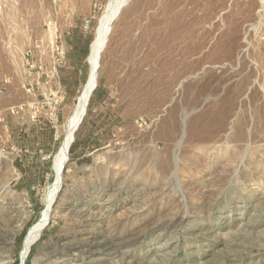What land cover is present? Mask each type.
Returning a JSON list of instances; mask_svg holds the SVG:
<instances>
[{
    "label": "rangeland",
    "instance_id": "rangeland-1",
    "mask_svg": "<svg viewBox=\"0 0 264 264\" xmlns=\"http://www.w3.org/2000/svg\"><path fill=\"white\" fill-rule=\"evenodd\" d=\"M115 3L0 0V264L58 179L24 264H264V0H126L93 71Z\"/></svg>",
    "mask_w": 264,
    "mask_h": 264
},
{
    "label": "bare ground",
    "instance_id": "bare-ground-1",
    "mask_svg": "<svg viewBox=\"0 0 264 264\" xmlns=\"http://www.w3.org/2000/svg\"><path fill=\"white\" fill-rule=\"evenodd\" d=\"M115 1H116V3L111 8L112 11L110 12L108 19L106 20L105 25H104V29H103L104 30V36L101 38L99 44L97 45V47L93 53V57H92L93 71L96 68L100 51L105 44V40H106L107 32L109 30L110 23L112 22L114 17L118 16L119 13L121 14L123 8L125 7L126 0H115ZM69 141H70V136L67 137V139L64 143L63 159L59 160L58 165H63V163L65 162V160L67 158V153H66L67 151L66 150L69 147L68 146ZM65 165H66V163H65ZM65 165H64V167H65ZM61 188H62V182L60 181V179H58V182H57L53 192L50 194L49 203L47 205V209L45 210V213L43 214L41 221L30 230L29 234L27 235L26 239L24 240L22 251H21V264L25 263L26 259L28 258L29 254L31 253V248H32L33 244L41 237L42 232L44 231L45 227L49 223V220L52 217L53 205H54V203H55V201H56V199L60 193Z\"/></svg>",
    "mask_w": 264,
    "mask_h": 264
}]
</instances>
